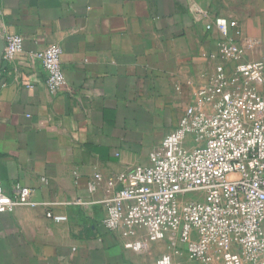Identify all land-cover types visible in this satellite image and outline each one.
Returning a JSON list of instances; mask_svg holds the SVG:
<instances>
[{
	"label": "crops",
	"instance_id": "0c3cea01",
	"mask_svg": "<svg viewBox=\"0 0 264 264\" xmlns=\"http://www.w3.org/2000/svg\"><path fill=\"white\" fill-rule=\"evenodd\" d=\"M216 17L238 21L232 36L246 60H264V0H0L1 36L25 39L0 67V180L10 193L16 183L33 188L68 217L55 222L43 207L1 212L0 264H156L168 251L166 241L128 249L103 227L120 187L107 179L151 165L215 75ZM52 44L64 51L68 81L56 95L35 55ZM178 263L196 264L186 254Z\"/></svg>",
	"mask_w": 264,
	"mask_h": 264
},
{
	"label": "built area",
	"instance_id": "2783aa9c",
	"mask_svg": "<svg viewBox=\"0 0 264 264\" xmlns=\"http://www.w3.org/2000/svg\"><path fill=\"white\" fill-rule=\"evenodd\" d=\"M214 26L221 33L215 75L151 152V165L107 179L120 187L106 200L103 227L137 251L169 241L156 264H174L185 254L196 264H264V60L245 59L244 47L232 36L236 19L216 17L208 28ZM4 40L3 60L11 62L23 52L25 39L8 33ZM63 52L52 44L35 54L53 95L68 85ZM226 63L233 65L230 73ZM54 204L21 183L10 193L0 180V213L43 207L48 218L67 221Z\"/></svg>",
	"mask_w": 264,
	"mask_h": 264
},
{
	"label": "water",
	"instance_id": "95a60500",
	"mask_svg": "<svg viewBox=\"0 0 264 264\" xmlns=\"http://www.w3.org/2000/svg\"><path fill=\"white\" fill-rule=\"evenodd\" d=\"M5 45H6L5 40L0 34V67L3 62V53H4Z\"/></svg>",
	"mask_w": 264,
	"mask_h": 264
},
{
	"label": "rangeland",
	"instance_id": "374dc122",
	"mask_svg": "<svg viewBox=\"0 0 264 264\" xmlns=\"http://www.w3.org/2000/svg\"><path fill=\"white\" fill-rule=\"evenodd\" d=\"M189 197H191V196H189ZM162 242H165V241H162ZM167 243H165L166 244V246H167V248H168V242L169 241H166ZM157 243V242H156ZM152 245H154V243L153 242H149V248H148V251H152L154 248H155V246H152ZM155 250V249H154ZM156 250H158V249H156Z\"/></svg>",
	"mask_w": 264,
	"mask_h": 264
}]
</instances>
